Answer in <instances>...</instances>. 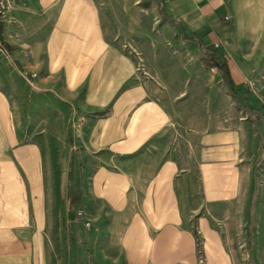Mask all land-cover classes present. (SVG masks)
<instances>
[{
    "label": "crops",
    "instance_id": "1",
    "mask_svg": "<svg viewBox=\"0 0 264 264\" xmlns=\"http://www.w3.org/2000/svg\"><path fill=\"white\" fill-rule=\"evenodd\" d=\"M12 10L66 28L51 36L69 41V104L35 82L49 97L13 116L0 60V264L52 260L43 241L69 222L95 264H264V116L243 81L264 59V0Z\"/></svg>",
    "mask_w": 264,
    "mask_h": 264
},
{
    "label": "rangeland",
    "instance_id": "2",
    "mask_svg": "<svg viewBox=\"0 0 264 264\" xmlns=\"http://www.w3.org/2000/svg\"><path fill=\"white\" fill-rule=\"evenodd\" d=\"M12 6L13 0H9V5L0 18V60L4 61L10 69L9 80L4 84L3 91L9 98L11 113L13 116L23 115L25 111L23 105L29 98L49 97L50 91L35 89V82L44 83L42 88H48L51 82L56 86L58 99L61 101L59 109L64 113L69 104V68H67L69 41H56L51 35L56 34L57 38L64 35L69 37V33L66 28L55 29L53 23L57 18L51 22L46 19L41 21L39 15L42 12L12 10ZM96 30L95 28L92 34H95ZM37 63L39 65H36ZM243 81L247 85L248 93L255 101L251 110L264 116V59L255 64L251 73ZM82 93L77 91L76 97L81 98ZM83 224L86 228L89 225L88 221H84ZM81 226H79L78 236L71 233V230H74L70 222L68 237L64 236L59 241L58 236H47V241H43V244L46 249H52L51 253L54 257L52 260L48 255L47 258L44 257L45 264H95L89 261L87 250L85 246L83 247V240L86 237L82 234ZM250 238L252 239V235ZM56 249L58 250L55 251ZM246 253H248L247 259L251 260L252 251L250 255L249 252L246 251ZM57 254L58 258H56ZM60 254L62 256L67 254V256L59 257Z\"/></svg>",
    "mask_w": 264,
    "mask_h": 264
},
{
    "label": "built area",
    "instance_id": "3",
    "mask_svg": "<svg viewBox=\"0 0 264 264\" xmlns=\"http://www.w3.org/2000/svg\"><path fill=\"white\" fill-rule=\"evenodd\" d=\"M8 5H9V0H0V18L3 12L7 9ZM213 46L216 47L217 44L214 43Z\"/></svg>",
    "mask_w": 264,
    "mask_h": 264
}]
</instances>
